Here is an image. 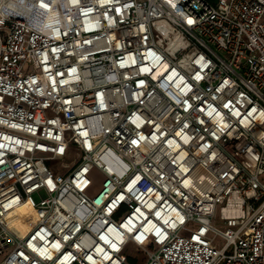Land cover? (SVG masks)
<instances>
[{"label":"built area","instance_id":"2783aa9c","mask_svg":"<svg viewBox=\"0 0 264 264\" xmlns=\"http://www.w3.org/2000/svg\"><path fill=\"white\" fill-rule=\"evenodd\" d=\"M128 247L264 264V0H0V264Z\"/></svg>","mask_w":264,"mask_h":264},{"label":"rangeland","instance_id":"374dc122","mask_svg":"<svg viewBox=\"0 0 264 264\" xmlns=\"http://www.w3.org/2000/svg\"><path fill=\"white\" fill-rule=\"evenodd\" d=\"M23 70L24 71H29L30 70V66L28 64H26L24 67H23ZM99 183H95L91 192H94L96 190V188L98 187ZM33 198L35 199V201L38 200V197L37 195H33ZM27 212V211H26ZM25 213V212H23ZM29 215L31 214V217H33V214L31 212H27ZM126 254L128 255V260H129V263L130 264H135L136 263V259L134 256H136V252L134 251V249H132L131 247H128L126 249Z\"/></svg>","mask_w":264,"mask_h":264},{"label":"bare ground","instance_id":"6f19581e","mask_svg":"<svg viewBox=\"0 0 264 264\" xmlns=\"http://www.w3.org/2000/svg\"><path fill=\"white\" fill-rule=\"evenodd\" d=\"M26 211H27V212L29 211V212L32 213V211H31L30 209H28L26 205L22 206V207L19 209V212H20V213H23V212H26ZM32 214H33V213H32ZM20 227H21V232H22L23 229H24V228H22L23 225H21Z\"/></svg>","mask_w":264,"mask_h":264},{"label":"snow or ice","instance_id":"6c2138e0","mask_svg":"<svg viewBox=\"0 0 264 264\" xmlns=\"http://www.w3.org/2000/svg\"><path fill=\"white\" fill-rule=\"evenodd\" d=\"M188 22H189V23H192V21H191V20H189Z\"/></svg>","mask_w":264,"mask_h":264}]
</instances>
